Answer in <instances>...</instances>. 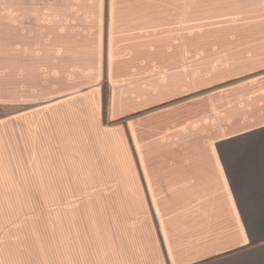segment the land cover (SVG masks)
<instances>
[{"label": "crops", "instance_id": "crops-1", "mask_svg": "<svg viewBox=\"0 0 264 264\" xmlns=\"http://www.w3.org/2000/svg\"><path fill=\"white\" fill-rule=\"evenodd\" d=\"M0 264H264V0H0Z\"/></svg>", "mask_w": 264, "mask_h": 264}, {"label": "rangeland", "instance_id": "rangeland-1", "mask_svg": "<svg viewBox=\"0 0 264 264\" xmlns=\"http://www.w3.org/2000/svg\"><path fill=\"white\" fill-rule=\"evenodd\" d=\"M4 113H6V109H0V115H3Z\"/></svg>", "mask_w": 264, "mask_h": 264}]
</instances>
